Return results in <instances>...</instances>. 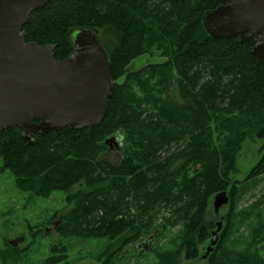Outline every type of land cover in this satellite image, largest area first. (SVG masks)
<instances>
[{
	"label": "trees",
	"instance_id": "16d2710c",
	"mask_svg": "<svg viewBox=\"0 0 264 264\" xmlns=\"http://www.w3.org/2000/svg\"><path fill=\"white\" fill-rule=\"evenodd\" d=\"M219 6L220 0H50L24 27L26 42L54 45L57 61L71 56L76 29L112 34L111 45L98 34L113 80L99 125L37 136L32 146L19 129L0 132V171H9L21 190L47 198L83 183L90 189L67 197L72 209L57 232L116 243L101 255L103 264H115L129 246L138 250L158 229L163 235L176 227L180 243L160 253L158 264H180L183 253L196 260L198 246L219 226L205 219L222 192H229L230 213L208 264H264L259 205L244 213L250 222L259 219L254 236L231 237L244 225L241 202L264 179L263 156L244 181L231 180L245 137L257 131L264 141V62L250 54L254 39L208 34L203 17ZM154 50L164 62L131 68ZM114 136L123 153L118 165L101 158ZM51 254L44 264H69L65 245L52 246Z\"/></svg>",
	"mask_w": 264,
	"mask_h": 264
},
{
	"label": "water",
	"instance_id": "95a60500",
	"mask_svg": "<svg viewBox=\"0 0 264 264\" xmlns=\"http://www.w3.org/2000/svg\"><path fill=\"white\" fill-rule=\"evenodd\" d=\"M220 1L221 6L203 17L208 34L240 43L254 39L250 54L263 63L264 0ZM49 2L0 0V132L19 129L24 143L31 146L37 136L99 125L108 112L113 88L110 60L96 29L74 30L72 54L63 61L55 59L54 45L26 42L24 27ZM118 141L114 136L105 144L111 150L110 144ZM228 203L227 192L217 194L216 213ZM221 228L219 224L217 233ZM217 233L207 255L218 244Z\"/></svg>",
	"mask_w": 264,
	"mask_h": 264
},
{
	"label": "rangeland",
	"instance_id": "374dc122",
	"mask_svg": "<svg viewBox=\"0 0 264 264\" xmlns=\"http://www.w3.org/2000/svg\"><path fill=\"white\" fill-rule=\"evenodd\" d=\"M98 34L107 45L112 44L110 31H100ZM161 55V52L154 50L152 55L136 59L131 68L140 70L152 63H162L165 59ZM173 99L172 103H178V97L175 96ZM257 134V131H253L243 140L237 155L236 171L231 174L233 182L244 181L252 168L264 156V141L259 140ZM115 143L110 144L111 150L103 154L101 158L111 164L118 165L121 163L123 153L122 148L118 152L116 149L114 150ZM108 149L110 148L108 147ZM89 191L90 189L83 183L73 187L68 194L55 192L44 198L21 190L9 171L3 173L0 171V264H44L52 255V246L61 244L68 248L69 264H103L106 258L100 261L101 255L116 243L112 244L106 239H65L57 232V229L63 224V217L72 209V205L67 204V197L78 192L87 193ZM227 194L229 196V192ZM214 198L211 200L205 221L206 223L213 221L216 225L222 224L220 232L217 233L218 228L214 229L210 240L198 246L199 257L196 260H186L183 253L180 264H208L207 252L211 247L214 233L218 234L220 241L226 227L223 218L230 213L231 201L229 196V203L216 213ZM263 199L264 179L260 180L257 187L241 202L239 210L240 213H243L244 225L238 224L234 228L232 239L243 241L250 240V237L254 236L253 230L260 226L259 219L250 222L252 218H246L244 213L248 217L251 208L254 205H259L260 207L255 209V216L261 214L264 218ZM156 232L157 235L152 238V241L142 243L138 250L135 249L136 246H129L125 252L123 251L122 258L115 264H158L160 253L174 251L179 245L181 228L176 227L163 235H161L162 229H158ZM16 251L20 255H17Z\"/></svg>",
	"mask_w": 264,
	"mask_h": 264
},
{
	"label": "flooded vegetation",
	"instance_id": "af4514ba",
	"mask_svg": "<svg viewBox=\"0 0 264 264\" xmlns=\"http://www.w3.org/2000/svg\"><path fill=\"white\" fill-rule=\"evenodd\" d=\"M119 143H121L120 139H119ZM119 143H115V147L114 150L116 149V151L118 152L119 150H121V144L119 145ZM110 150V149H109Z\"/></svg>",
	"mask_w": 264,
	"mask_h": 264
}]
</instances>
